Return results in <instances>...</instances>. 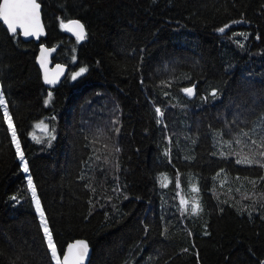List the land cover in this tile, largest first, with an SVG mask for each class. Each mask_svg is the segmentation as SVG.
Instances as JSON below:
<instances>
[{
    "label": "trees",
    "instance_id": "1",
    "mask_svg": "<svg viewBox=\"0 0 264 264\" xmlns=\"http://www.w3.org/2000/svg\"><path fill=\"white\" fill-rule=\"evenodd\" d=\"M38 2L69 75L0 22V264H57L29 177L59 264H264V0Z\"/></svg>",
    "mask_w": 264,
    "mask_h": 264
},
{
    "label": "snow or ice",
    "instance_id": "2",
    "mask_svg": "<svg viewBox=\"0 0 264 264\" xmlns=\"http://www.w3.org/2000/svg\"><path fill=\"white\" fill-rule=\"evenodd\" d=\"M39 8L40 5L37 3V0H3L2 3H0V20H3V22L7 25L8 29L12 33H16L17 28L23 29V34L25 36L30 35H36L41 31L40 25H39ZM74 27L78 30L77 31V37L78 39L84 38V28L83 25L76 23ZM223 31V29H221ZM45 50H42V52ZM41 63H44L43 57L41 60ZM86 69L82 68L80 70V73H77L76 75H80L83 72H85ZM76 77L73 76V79ZM45 81L47 83H52L53 81L48 80L47 76H45ZM188 95L192 94V89H186L185 90ZM49 99H51V96H49ZM4 101L2 97H0V104H3ZM159 112V109H157ZM9 126L11 127V120L9 119ZM13 137L15 138V131L13 130ZM17 154L20 156V159L23 161V153L19 150V143L17 142ZM24 171L27 172V163H24ZM28 185L33 193V198L36 202V208L37 211L40 213L41 217V224L43 226V230L45 233V236L47 238L48 247L51 250L52 256L54 259L57 260V264H59V256L56 251V247L53 243L51 233L47 226V221L44 218V213L40 207V202L38 199L35 198V188L32 185V180L29 177L28 179ZM73 248L80 249L79 254L75 257H73ZM73 248L69 249L68 255L64 257V264H79V260L83 257V255L87 252V245L83 244L82 242L78 245L73 246Z\"/></svg>",
    "mask_w": 264,
    "mask_h": 264
},
{
    "label": "water",
    "instance_id": "3",
    "mask_svg": "<svg viewBox=\"0 0 264 264\" xmlns=\"http://www.w3.org/2000/svg\"><path fill=\"white\" fill-rule=\"evenodd\" d=\"M2 2H3V0H1V3ZM37 3L40 5V8H39V25L41 28V31L38 34L25 36L23 34V29L19 28V27L17 28L16 33H12L8 29L7 25L3 22V20H0V22L4 24L5 28L7 29V31L9 32V34L11 36H15L17 34H20L21 39L24 42L34 41L35 43L40 45L39 52L37 55V64L41 70L44 85L47 89H55V88L59 87L61 85V83L66 79V77L68 76V73H69V68L65 64L54 62V58L57 56L59 46L50 47V46H47L46 44L41 43V41L47 37V31H46V28H45V25L43 22V17H42V5L38 2V0H37ZM76 23L83 25L81 22L74 20V21H69L68 23H66L63 28H64V31L66 32L67 35L78 39V37H77V31L78 30L74 27V25ZM83 28H84V26H83ZM85 34L86 33H85V28H84V37H85ZM78 40L80 42H82L84 40V38L78 39ZM42 50H45V51L42 52ZM42 57L44 60L43 64L41 63ZM45 76H47L48 80H51L53 82L47 83L45 81ZM81 242L83 244L87 245V252L79 260V264H89L90 259L92 257L93 248L85 240L75 241L67 247L66 252H65L64 256L62 257V264H64V257L66 255H68L69 249L73 248V246H75V245L80 244ZM79 251H80V249L73 248V257L77 256L79 254Z\"/></svg>",
    "mask_w": 264,
    "mask_h": 264
},
{
    "label": "rangeland",
    "instance_id": "4",
    "mask_svg": "<svg viewBox=\"0 0 264 264\" xmlns=\"http://www.w3.org/2000/svg\"><path fill=\"white\" fill-rule=\"evenodd\" d=\"M68 75H69V73H68ZM73 76H76V75H73ZM72 76V77H73ZM1 97V96H0ZM3 110H4V113H5V116H6V120H7V123H8V126H9V119L11 120V118H10V116L8 115V111H7V107H6V104L5 103H3ZM39 131H41L42 129H44L45 130V127L43 126V125H40L39 126ZM9 130H10V133L12 134V137H13V130H14V127H13V123H12V121H11V127L9 126ZM15 131V130H14ZM105 134V133H104ZM104 136V135H103ZM13 141H14V145H15V147H16V149H17V142L19 143V141H18V139H17V137H16V135H15V138L13 137ZM19 150H20V152H21V146H20V143H19ZM166 178V184H165V186L167 187V186H169L170 185V182H169V177L168 176H166L165 177ZM35 205H36V202H35ZM40 207H41V205H40ZM42 209V208H41ZM36 210H37V208H36ZM37 214L39 215V219H40V223H41V217H40V213L37 211ZM45 218V217H44ZM42 225V224H41ZM43 227V226H42ZM56 261V260H55ZM56 263H57V261H56Z\"/></svg>",
    "mask_w": 264,
    "mask_h": 264
}]
</instances>
